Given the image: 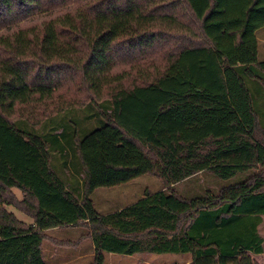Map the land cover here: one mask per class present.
Masks as SVG:
<instances>
[{"label":"trees","instance_id":"1","mask_svg":"<svg viewBox=\"0 0 264 264\" xmlns=\"http://www.w3.org/2000/svg\"><path fill=\"white\" fill-rule=\"evenodd\" d=\"M261 27L264 0H0V264H47V229L70 225L85 228L91 264H108V252L256 264L264 61L251 60L249 44ZM238 54L246 61L231 63ZM224 67L242 91L246 125ZM108 127L144 161L90 163L84 141L97 149L91 135ZM142 171L164 186L109 212L96 207L97 183ZM200 173L220 186L191 195L174 187Z\"/></svg>","mask_w":264,"mask_h":264},{"label":"rangeland","instance_id":"2","mask_svg":"<svg viewBox=\"0 0 264 264\" xmlns=\"http://www.w3.org/2000/svg\"><path fill=\"white\" fill-rule=\"evenodd\" d=\"M69 7L58 9L52 12L38 13L29 19L15 24L13 28L17 26H23L30 23L37 22L44 18L54 16L58 13H61ZM262 29V30H260ZM257 36L249 44L251 50V60H257L260 52H264V27H261ZM235 55V60L231 59V63L235 62H244L242 54ZM220 60L223 61V58L220 57ZM224 72L226 76L227 83L231 86V91L233 92L234 87L237 84V81L228 67H224ZM232 99L236 102V97L231 93ZM241 103V104H240ZM239 103L238 114L237 116L240 119H245L246 112L244 110V102ZM191 111H185L183 115L190 116ZM199 115H202L203 118L211 120L212 116L217 115L212 112H204L197 110ZM192 116V115H191ZM193 118H195L193 116ZM196 119V118H195ZM94 139L93 141H98L96 148L93 147V143L89 139L84 141V151L89 159L90 163H100L104 159H108L111 162L120 164V165H134L144 161L143 153L134 147L132 143L126 142L119 138L118 133L112 128L101 129L91 135ZM96 144V143H94ZM128 169V168H127ZM126 169V170H127ZM113 181H117L116 178H113ZM114 182V183H115ZM221 184L217 178H215L210 173H200L195 176L194 179L184 180L174 185L176 190L179 193L191 195L197 192H201L205 188H218ZM164 186L163 180L154 173L151 172H140L139 175L131 177L125 183H120L114 187H106L102 183H97L93 188L92 197L96 207L101 212H109L130 204L137 200L138 198L145 195L147 192L156 191ZM19 192V190H18ZM20 194V192H19ZM21 195V194H20ZM11 210H15L14 207H11ZM20 218L30 220L28 216L23 213H20ZM84 233L85 228H82ZM259 232L264 239V217L259 225ZM48 233V232H47ZM51 235L48 234L44 240L43 250L44 256L47 264H56L57 259L55 260L51 254L53 246H51ZM86 241H90L89 238L84 237ZM89 239V240H88ZM264 246V242H263ZM254 259L256 264H264V251L260 254H254ZM88 259V258H87ZM106 261L108 264H191V254L189 253H135V254H120L114 252L106 253ZM88 262V261H86ZM86 262H80L79 260L73 261L71 264H87Z\"/></svg>","mask_w":264,"mask_h":264},{"label":"crops","instance_id":"3","mask_svg":"<svg viewBox=\"0 0 264 264\" xmlns=\"http://www.w3.org/2000/svg\"><path fill=\"white\" fill-rule=\"evenodd\" d=\"M260 30H262V29H260ZM260 30H258L257 32H259ZM257 35L258 34H256V36ZM258 56H259L257 59L258 61H264V52H260ZM240 63L241 62H237V64H240ZM234 95L238 99H240V101H243L244 97H243V94H242V91H241L239 85H236L234 87ZM258 106L260 109L259 112H261L263 114L262 118L264 119V91L258 99ZM249 116H250L249 114H246L245 121L243 122L244 125H246L245 123L249 119ZM127 181L128 180L122 181V182L111 181V182L104 184V185L106 187H114L120 183H124V182L126 183ZM13 190L19 198H22V192L20 189L14 187ZM18 190H19L21 195L19 194ZM11 207H14V206H12V205L7 206V208L9 210H11ZM11 211H13L19 219H21L27 223L33 222V219L31 217H29L24 212L18 210L17 208H15V210H11ZM20 213H23L26 216H28L30 218V220L20 218V215H19ZM47 232H48L47 235L48 234L51 235V237H50L51 246H53L51 256L55 260L57 259L56 264H71L73 261H77V260H79L80 262L88 261L86 263L91 264V262L93 260L95 247L92 244L91 240L86 241L84 239L85 236L82 234V230L80 228L70 225V226H66L63 228H58V227L50 228V229H47ZM43 245H44V242H43ZM43 252H44V250H43Z\"/></svg>","mask_w":264,"mask_h":264}]
</instances>
